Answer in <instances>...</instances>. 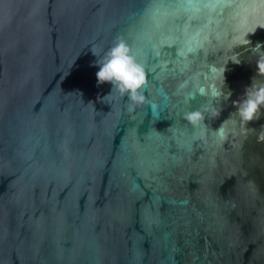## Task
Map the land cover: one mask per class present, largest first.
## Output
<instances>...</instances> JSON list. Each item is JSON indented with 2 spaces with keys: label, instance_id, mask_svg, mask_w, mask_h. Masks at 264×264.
<instances>
[{
  "label": "water",
  "instance_id": "obj_1",
  "mask_svg": "<svg viewBox=\"0 0 264 264\" xmlns=\"http://www.w3.org/2000/svg\"><path fill=\"white\" fill-rule=\"evenodd\" d=\"M261 56L264 0H0V264H264V115L231 116Z\"/></svg>",
  "mask_w": 264,
  "mask_h": 264
},
{
  "label": "clouds",
  "instance_id": "obj_2",
  "mask_svg": "<svg viewBox=\"0 0 264 264\" xmlns=\"http://www.w3.org/2000/svg\"><path fill=\"white\" fill-rule=\"evenodd\" d=\"M92 53L96 56L95 52ZM239 62L236 61L234 63L238 64ZM95 65L99 68L96 72L98 86L109 83L112 86L109 95L115 90L121 96H127L131 105L129 112L134 111L136 106L145 103V96L142 91L147 83L145 69L137 62L136 57L132 55L130 48L122 38L118 37L113 46L95 61ZM256 69L257 75L264 77V56L257 60ZM225 70L226 68L224 67L222 70L223 82ZM220 94L223 95L225 101L230 99L232 95L231 92L225 95L222 90ZM200 95H203V93L201 92ZM107 96L103 97V99H106ZM236 103L234 102V105ZM262 109H264V85H257L254 80L252 85L245 90L243 99L239 101L236 112L231 114V116H237L239 121L247 126L254 121L260 120L261 116L264 115V112L261 111ZM218 115L219 112L216 110L211 112L213 118ZM185 118L194 126L199 125L204 120L201 111L189 112ZM217 132L222 137L225 135L223 126ZM260 139L264 141V133L261 134Z\"/></svg>",
  "mask_w": 264,
  "mask_h": 264
},
{
  "label": "snow or ice",
  "instance_id": "obj_3",
  "mask_svg": "<svg viewBox=\"0 0 264 264\" xmlns=\"http://www.w3.org/2000/svg\"><path fill=\"white\" fill-rule=\"evenodd\" d=\"M181 2L192 5L196 2H198V0H181ZM173 55H175V49H173ZM214 95H219V93H214Z\"/></svg>",
  "mask_w": 264,
  "mask_h": 264
}]
</instances>
